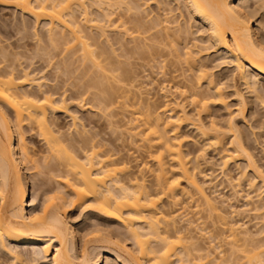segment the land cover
I'll use <instances>...</instances> for the list:
<instances>
[{
	"label": "bare ground",
	"instance_id": "1",
	"mask_svg": "<svg viewBox=\"0 0 264 264\" xmlns=\"http://www.w3.org/2000/svg\"><path fill=\"white\" fill-rule=\"evenodd\" d=\"M0 5L34 18L38 42L36 51L22 42L30 35L25 20L16 36L8 25L4 36L0 33V264H264V148L255 152L256 127L247 119L250 110L259 114L256 104L264 110V0L254 5L252 0H0ZM43 20L44 38L36 27ZM110 32L117 36L110 38ZM119 49L130 59L140 54L142 78L161 85L162 102L144 97L141 83L140 94L137 84L128 88L126 62L109 60L122 54ZM40 62L61 75L82 68V80L74 86L66 79L72 90L66 81L60 83L64 88L49 85L53 79L41 73ZM222 65L228 76L214 71ZM113 82L124 85L114 89ZM231 95L236 104L227 102ZM73 106L98 110L111 133L126 125L143 155L137 149L139 155L128 158L119 138L117 144L107 137L98 122L89 125L99 129L88 128ZM128 106L137 108L129 117ZM216 106L229 112L225 119L212 116ZM117 109L122 123L115 119ZM58 113L70 116L75 134L61 130ZM185 127L200 148L188 146ZM29 132L45 142L43 163L28 144ZM209 153L217 157L230 196L217 193L220 184L211 173H203V180L197 176ZM242 161L244 170L234 178L232 166L238 169ZM41 169L51 174L46 183L37 181ZM243 180L249 185L245 195ZM239 197L245 203L229 204L228 211L226 202ZM183 202L193 203L196 220L175 210ZM77 205L93 214L88 219L99 216L107 226L83 233L76 216L63 211ZM245 211L258 219L256 232L234 220ZM205 222L212 227L217 222L216 232L201 226ZM196 230L208 244H200ZM220 236L230 254L216 245Z\"/></svg>",
	"mask_w": 264,
	"mask_h": 264
},
{
	"label": "rangeland",
	"instance_id": "2",
	"mask_svg": "<svg viewBox=\"0 0 264 264\" xmlns=\"http://www.w3.org/2000/svg\"><path fill=\"white\" fill-rule=\"evenodd\" d=\"M259 0H252V5H254V4H256L257 2H258ZM23 13L19 10H17V9H15V8H13V7H6V6H1L0 5V30H1V34L3 33V30L4 29H6L7 28V25H8V28L7 29H10L11 28V30H12V32L14 31V36H16V31H17V27H21L22 28V22H23V20H25L26 22H28L29 23V25H28V31H27V33L29 34L30 33V35H29V39H25V41H22V42H27L26 44L28 45V46H30L31 48H32V50L33 51H36V49L38 48V46H37V40H35V37L33 36V27H35V24H37V23H35L34 21L35 20H33L34 18H31V17H29L28 15H26V14H23ZM14 21V22H13ZM22 21V22H21ZM31 21V22H30ZM12 23L15 25H12ZM18 23V24H17ZM21 25H20V24ZM32 23V24H31ZM35 23V24H34ZM43 24H45V21L43 20L41 23H39V25H37L36 27H38L39 26V30H38V32L40 33V35L41 36H43V38H44V35L46 34V27H43ZM257 24V23H256ZM5 25V27L6 28H4L3 26ZM11 25H12V27H11ZM31 27H32V29H31ZM19 29V28H18ZM34 30H35V28H34ZM114 34V35H113ZM108 35H110V38H112V37H116L117 36V34L115 35V33H113V32H110V33H108ZM3 36H4V33H3ZM30 36H32V38H30ZM112 36V37H111ZM1 37H2V35H1ZM16 38H18V36L17 37H13L12 39H10V42H12V43H14V42H16L17 41V39ZM29 40V41H28ZM127 41H128V39H127ZM130 41V40H129ZM129 41L127 42V45L130 47L131 46V44L129 45ZM43 42L45 43L46 42V40L45 39H43ZM43 42H41V43H43ZM29 43V44H28ZM48 45V47H49V44L48 43H45V45ZM35 45H36V47H35ZM44 45V46H45ZM46 45V46H47ZM133 45V44H132ZM43 46V45H42ZM45 46V47H46ZM51 47V46H50ZM62 47V46H61ZM61 47H59L60 49H61ZM118 46H115V48H117ZM63 48V47H62ZM30 49V48H29ZM62 50V49H61ZM60 50V51H61ZM57 51L58 52H60L58 49H57ZM121 50L119 49L118 50V54L119 53H122V54H119L118 55V57H115V56H112V55H110V59L109 60H112L113 58H115V61L116 60H120V61H122V62H126V64H125V62H124V64H125V66H123V68H122V70L124 69V71L126 72V70H127V72H129L130 73V75L131 76H128V78H130V77H132L131 79H127L128 80V82H127V80H125V78L123 79L124 80V83H126V85L128 84V88H130V86L131 85H136V88L134 89L135 90V92H137V94L140 92V90L138 91L137 90V88L139 89V87H140V83H141V87H142V93H143V96L144 97H146V98H149L152 102H156V103H158V102H162V100H163V94H164V91L161 89V85H159V83L156 81H152L151 79H147V78H142V71H140L141 70V68H140V58H139V56H140V54L138 55V54H135V55H137V56H135L134 57V55H132L131 56V59L128 57V56H126V54L125 55H123L124 54V52H120ZM57 52V53H58ZM62 52V51H61ZM121 55H123L124 56V58H123V56L121 57ZM130 56V55H129ZM59 58H60V56H59ZM123 58V59H122ZM39 60L40 61H42L39 57H36V58H34V61L36 62V64H35V66H39V64L37 65V63L39 62ZM44 60V59H43ZM56 60V59H55ZM54 60V61H55ZM114 60V59H113ZM127 60V61H126ZM44 62V61H43ZM75 62H77V61H75ZM119 61H117V63H118ZM41 63L42 62H40V65H41ZM49 63V62H48ZM47 62L44 64V63H42V65L40 66V68H42V71H41V73H43V71L45 72V73H47V74H49V75H47V78L48 79H53V80H48L47 81V83L50 85H53V84H56V83H59L58 85L59 86H61V87H63L64 88V86H62L61 84H63V82L64 81H66L67 82V80L69 79V77H70V79L68 80L69 82H74L73 84H74V86L78 83V81H80L81 82V71H80V69H82V68H78V70L80 71H74L75 69H73V71L75 72V74H73L74 72L72 71L71 72V69H72V67L70 68V72H69V74L71 75H64V74H62V75H64L63 77H62V75H61V71L59 72L57 69H53V66H50L49 64H48ZM215 65L218 63V61H216V63L215 62H213ZM47 64H48V66H47ZM80 64V63H79ZM78 64V65H79ZM213 64V65H214ZM120 65H122V64H120ZM214 65V66H215ZM73 66H77V65H75V63H74V65ZM49 67V68H48ZM77 67H79V66H77ZM122 67V66H121ZM44 68V69H43ZM74 68V67H73ZM224 68V69H223ZM129 69H131V70H129ZM221 70V71H220ZM226 70V71H225ZM214 71H216L217 73H219V72H221L222 74H224L225 76H228L229 74H228V72H227V69H226V67H224V65H222L221 67H218V68H216ZM59 72V73H58ZM119 72L120 73H122L123 71H120L119 70ZM125 72H123V73H125ZM45 73H43V74H45ZM55 73V74H54ZM58 73V74H57ZM77 73V74H76ZM78 74H80V76L78 75ZM127 74V73H126ZM228 74V75H227ZM59 75V76H58ZM129 75V74H128ZM140 75H141V77H140ZM79 76V77H78ZM66 77V78H65ZM126 77V76H125ZM58 78V79H57ZM67 79V80H66ZM73 79V80H72ZM78 79V81H76ZM81 79V80H80ZM133 80H134V82H133ZM50 81V82H49ZM61 81H63V82H61ZM83 81H85L84 79H83ZM126 81V82H125ZM69 82H67L68 84H67V86H65L66 88H69L70 86V84H69ZM123 82V81H122ZM61 83V84H60ZM76 83V84H75ZM133 83V84H132ZM78 84H80V83H78ZM167 84V83H166ZM63 85H66L65 84V82H64V84ZM112 85H113V88L114 89H116L115 87H117L118 88V85H124V84H122V83H120V84H118V83H112ZM71 86H73V85H71ZM111 86V85H110ZM205 86V85H204ZM111 88V87H110ZM70 89H71V87H70ZM72 90V89H71ZM71 90H69V92L71 93ZM232 90L233 89H227V93H233L232 92ZM246 92V91H245ZM229 93V94H230ZM140 94V93H139ZM246 96H248V94L246 93ZM227 102L228 103H230V104H236V100H235V97L234 96H230V98H228L227 99ZM134 107V106H133ZM133 107L132 106H128L127 107V109H128V112H127V114H128V116L127 117H129L130 115H131V112L132 113H134V111L135 110H137V108H136V106L134 107L135 109H133ZM235 107H232V108H230V110H232V109H234ZM255 108H257V110H258V112H259V114L257 115V113H255L256 112V110H253V111H249V113H248V115H247V119L249 120L248 122H249V124L250 125H253V126H255L256 128L254 129V132H255V134L256 135H254L255 136V138H257V140H258V142L257 143H255V141L254 140H251V142H253L252 144L256 147V150H255V152L256 153H258V154H261V151H262V149L261 148H264V125H261V127H260V125H259V122L258 121H262V120H264V110L261 108V106H260V104H258V106H257V104L255 105ZM254 108V109H255ZM77 111V116L82 120L81 122H83L84 124L86 123L87 124V127L89 128V127H91V126H96L95 128H94V130H97L96 128H98V125H95V123L93 124V123H91L90 125H89V122L90 121H94V122H98V124L99 125H102V126H104L105 128H106V131L109 133L108 135H107V137H110V138H112L117 144H119L120 146H124V147H127V148H124L125 149V151H123V154H125V155H127V157L128 158H130V159H132V160H134L135 158H133V157H135V156H138L139 155V152H138V150H140V152L143 150V148H142V145H141V143L137 140V141H133V143H131V141H132V139L130 138V137H128L129 135H127L128 133L127 132H125V131H127V129H126V125L125 126H123L118 132H120L121 130V132H122V137H121V135H119V133L118 132H116V133H111V131L107 128V126H105V123L107 124V122H105V121H103V118H102V116H100V112H98V110H95V111H91V110H89V111H84V110H81V109H79V108H77L76 106H73V107H71V111ZM97 112V113H96ZM115 112H117V113H115ZM136 112V111H135ZM114 113L116 114V117H115V119H117V117L119 118V123H122V122H120L121 120H122V111H120V109L118 110H115L114 111ZM210 113H212V116L215 118V119H218V120H221V119H225L226 117H227V115H228V111L227 110H225V109H223L221 106H216V107H213V109L210 111ZM255 113V114H254ZM92 114V115H91ZM96 114H98V115H96ZM263 114V115H262ZM117 115H119V116H117ZM254 115L255 116H257V117H254ZM57 116L59 117V121H58V125H60L61 127V130L65 133V134H69V133H71V131H72V133L73 134H75V128H74V126H73V122H72V120H71V118H70V116L68 115L67 116V114H65V113H58L57 114ZM98 116V117H97ZM91 117V118H90ZM94 117V118H93ZM96 117V118H95ZM102 118V119H101ZM255 118V119H254ZM91 119V120H90ZM257 119H258V121H257ZM261 119V120H260ZM100 120V121H99ZM126 120V119H125ZM256 122V123H255ZM258 123V124H257ZM242 125H244V124H242ZM80 127V126H79ZM79 127H77V128H79ZM129 126H127V128H128ZM243 128H244V130H247L246 132H249V133H252V131H253V129L252 130H249V128L248 127H246L245 125L244 126H242ZM246 127V128H245ZM258 127V128H257ZM263 127V128H262ZM72 128V129H71ZM80 129V128H79ZM99 129V128H98ZM120 132V133H121ZM183 132H184V134L185 135H188V140H190L189 142H188V146L189 147H191V148H200L201 147V144L200 143H197V142H194V141H192L191 140V137H193V135H194V133H193V131H191V130H189L188 128H184L183 129ZM191 136V137H190ZM123 137H125V139H123ZM130 138V140L128 139V138ZM119 138V139H118ZM121 138L123 139V142L124 143H121L122 142V140H121ZM251 138H253V135L251 136ZM117 139L119 140V143H118V141H117ZM120 140H121V142H120ZM125 140V141H124ZM139 142V143H138ZM262 143V144H261ZM28 144H29V146L33 149V152H36L37 154H36V156H38V157H40L39 159L41 160L40 162H42L43 163V157L44 156H46L47 155V153H44V151H45V149H46V146H45V142L42 140V138L41 137H39L38 135H36V134H34V132H29L28 133ZM121 144H123V145H121ZM258 144V145H257ZM138 145H140V148H138L139 146ZM138 146V147H137ZM138 149V150H137ZM37 150V151H36ZM40 150V151H39ZM42 150V151H41ZM128 152H127V151ZM43 152V153H42ZM142 153V152H141ZM128 154H130L129 156H128ZM137 154V155H136ZM210 154V155H209ZM207 156H206V159L204 160H200V163L202 164L201 165V170L199 169V170H197V176H198V178H200L201 180H203V173L205 174V173H211L212 174V176H211V178L213 179V181L215 182V184L216 185H218V184H220V186L219 187H217V190H218V192L217 193H220L221 195H225V196H230L231 194H232V192H233V190L231 189V186H229V184H228V182L224 179V177H223V175L221 174V170H220V167L218 166V165H216V163L218 162L217 161V157H215V158H211L212 156H213V153H209ZM141 155V154H140ZM142 155H143V153H142ZM145 155V154H144ZM48 156V155H47ZM146 156V155H145ZM37 157V158H38ZM142 158V157H141ZM147 158V159H146ZM144 159H146L145 161H149L148 163L150 164V165H152L153 164V162H152V160L151 159H149L148 158V156H146ZM208 159V160H207ZM141 160V159H140ZM143 160V159H142ZM141 160V161H142ZM140 161V162H141ZM139 162V163H140ZM135 163V161H133L132 162V165H135L134 164ZM261 163L264 165V158H263V160L261 161ZM243 164H245V162L244 161H242V163L240 164V162H239V165H242V166H239L238 167V169H236V166L234 165V166H232V171H231V173H232V176L234 177V178H236V176L238 177V175H239V171H241V170H244V168H242L241 169V167H243ZM238 166V165H237ZM41 170H43L44 171V173L42 172V174H40V178H39V176H38V179H37V181H39L40 180V182H45L47 179H48V176L49 175H51L50 173H49V175L47 176L46 175V173H48L46 170H44V169H41ZM33 171H37V170H33ZM202 171V172H201ZM248 173V174H247ZM246 173V178H247V176H250V177H252L251 176V174H252V172H250V171H248ZM44 174V175H43ZM43 175V176H42ZM46 175V176H45ZM43 177V178H42ZM250 177L249 178H247V180L248 179H250ZM45 178V179H44ZM45 180V181H44ZM36 181V183H40V182H37ZM244 182H242V185H243V188L245 189V191H243V194L245 195L246 193H247V191H246V189L247 188H249V185H248V183H247V181L246 180H243ZM50 185H52L53 187H55L56 185H54L53 184V181L51 180V179H49L48 181H47ZM46 183V182H45ZM31 187V186H30ZM37 187V186H36ZM38 188V187H37ZM36 188V189H37ZM30 189H32V187L30 188ZM249 191L251 190V189H248ZM31 191L32 190H30V193H31ZM38 191H39V189H38ZM37 191V192H38ZM212 191H213V189H212ZM41 191H39V193H40ZM52 193H56L57 194V192L56 191H54V192H52ZM51 193V194H52ZM53 195H55V194H53ZM254 195V194H253ZM30 196H31V194H30ZM40 199H38V205H40L41 204V202H42V200H43V198H41V197H39ZM233 201V200H232ZM232 201H227L226 202V209L229 211V210H231V208H230V205L232 204V203H234V206H237L238 208H240V206L242 205V204H244L245 203V201H244V199L243 198H241V197H239L237 200H236V202L234 201V202H232ZM264 202V201H263ZM184 203V204H183ZM181 205H179L180 207H176V209L175 210H178L179 209V211H177V212H186V217H192L191 219H197L198 217H199V215L198 214H196V212H195V210H194V207H193V203H191V204H186V202H183ZM236 203V204H235ZM230 204V205H229ZM183 205V206H182ZM188 205V206H187ZM229 205V206H228ZM79 205H77L76 207H66L67 209H63V211L65 212V214H66V216L69 214V215H72L73 217L74 216H76V223H77V226L79 227V229H83V230H81V231H83V233H89V234H91V230H92V228H95L96 227V225L98 226H107V225H103L104 223L106 224V222L105 221H103V219L101 218V217H99V216H93V219L91 218V219H88V218H90L89 217V215L90 216H92L93 214H91V213H89V215H87V213H86V211H84V210H81V209H79V207H78ZM182 206V207H181ZM190 206V207H189ZM184 207V208H183ZM166 208H169V207H166ZM180 208H183L182 210H180ZM246 208H248V207H246ZM82 211V212H81ZM243 214L241 215H238V216H235L234 217V220H239V219H241L242 221V223H246L245 225H246V227H248L250 230H252V231H254V232H256L257 230H258V228H259V226H260V224L258 225V219H256V217H255V215L252 213V212H248V211H245V212H242ZM251 213V214H250ZM78 214V215H77ZM79 215H80V217H79ZM84 215V216H83ZM86 216H88V217H86ZM79 217V218H78ZM96 221V223H95V221ZM98 220V221H97ZM78 221V222H77ZM91 221V222H90ZM101 222V224H99ZM202 221H200V223H201ZM218 222V221H217ZM217 222H216V226L218 225L219 226V224H217ZM196 223H199L198 221L196 222ZM207 223V224H206ZM205 224V225H204ZM207 226L208 228H210L212 231L214 230V228H216V226L215 225H213V227H212V222H211V224L209 223V222H205V223H203L201 226ZM210 225V226H209ZM90 226H92V227H90ZM116 227H117V225H115ZM215 226V227H214ZM218 226H217V228H218ZM90 227V229H88ZM198 230V229H197ZM196 230V231H197ZM197 232H199V231H197ZM214 232H216V229L214 230ZM82 233V232H81ZM218 233V232H217ZM88 234V235H89ZM199 234H202V233H198V236H200ZM263 234H264V232H263ZM92 235V234H91ZM91 235H89V236H87L86 238H85V240H89L90 238H91ZM257 238L258 239H260V238H262V236H261V234H258L257 235ZM202 239H204V237H203V235H201L200 236V239H199V242H200V244H202V245H204V244H208V242H209V240L208 239H204V240H202ZM220 239H222V237L220 236L219 238H218V240H216V245H218V246H221L220 248H222V250L224 249L225 251H226V249L228 250V248H229V245L228 244H226V241L224 240V238L222 239V240H220ZM205 241H207V242H205ZM228 247V248H227ZM244 253L245 252H243V253H241V252H238V256L239 255H242V257H244ZM227 254H230L229 253V250H228V252L226 251L225 252V255H227ZM246 254V253H245ZM241 256H240V258H242ZM239 257H238V259H240ZM240 260H242V259H240ZM43 262H46L45 260H43L42 261V263ZM243 262V263H242ZM244 264V260H242V261H240V264ZM110 264H114L113 262H110Z\"/></svg>",
	"mask_w": 264,
	"mask_h": 264
}]
</instances>
